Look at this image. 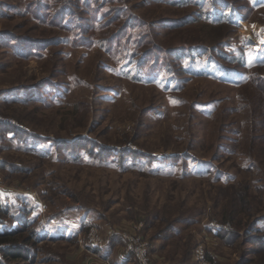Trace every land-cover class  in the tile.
Returning a JSON list of instances; mask_svg holds the SVG:
<instances>
[{
    "label": "rangeland",
    "instance_id": "1",
    "mask_svg": "<svg viewBox=\"0 0 264 264\" xmlns=\"http://www.w3.org/2000/svg\"><path fill=\"white\" fill-rule=\"evenodd\" d=\"M260 160L264 0H0V264H264Z\"/></svg>",
    "mask_w": 264,
    "mask_h": 264
},
{
    "label": "built area",
    "instance_id": "2",
    "mask_svg": "<svg viewBox=\"0 0 264 264\" xmlns=\"http://www.w3.org/2000/svg\"><path fill=\"white\" fill-rule=\"evenodd\" d=\"M2 193V188L0 187V194ZM229 225L225 226L228 227ZM60 228H63V225H59ZM126 241V251L131 256L134 257L137 264H154L151 252H149L148 244L146 242L141 241L137 238L135 234H127L125 235ZM195 261L197 264H208L204 261V251L202 246H200L195 251Z\"/></svg>",
    "mask_w": 264,
    "mask_h": 264
},
{
    "label": "trees",
    "instance_id": "3",
    "mask_svg": "<svg viewBox=\"0 0 264 264\" xmlns=\"http://www.w3.org/2000/svg\"><path fill=\"white\" fill-rule=\"evenodd\" d=\"M253 5V4H252ZM232 12V11H231ZM219 16V14H216V17H218ZM220 23H223L224 22V20L222 19H220V20H218ZM109 46H110V52H114V51H120L119 50V48H118V46L117 45H115V43L113 42V43H110L109 44ZM148 61H149V59L147 58L146 59V61L144 62V65H143V68H146V69H149V64H148ZM114 151V150H113ZM120 153V152H119ZM263 161L264 160H260V162H259V164L260 165H262V163H263ZM260 172H261V170H260ZM0 206H1V204H0ZM0 210H1V207H0ZM0 214H2V212L0 211ZM7 231V230H6ZM6 231H4V232H0V235H5V234H10V233H7ZM262 240V241H261ZM260 241L263 243L262 244V246L264 247V237H262V239H261ZM14 252V255H16L17 253L15 252V251H13Z\"/></svg>",
    "mask_w": 264,
    "mask_h": 264
},
{
    "label": "crops",
    "instance_id": "4",
    "mask_svg": "<svg viewBox=\"0 0 264 264\" xmlns=\"http://www.w3.org/2000/svg\"><path fill=\"white\" fill-rule=\"evenodd\" d=\"M124 264H127V261H124Z\"/></svg>",
    "mask_w": 264,
    "mask_h": 264
},
{
    "label": "water",
    "instance_id": "5",
    "mask_svg": "<svg viewBox=\"0 0 264 264\" xmlns=\"http://www.w3.org/2000/svg\"><path fill=\"white\" fill-rule=\"evenodd\" d=\"M249 38L251 39V37L249 36Z\"/></svg>",
    "mask_w": 264,
    "mask_h": 264
}]
</instances>
